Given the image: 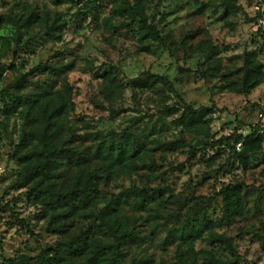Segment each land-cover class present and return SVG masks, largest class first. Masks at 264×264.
Segmentation results:
<instances>
[{
  "label": "rangeland",
  "instance_id": "1",
  "mask_svg": "<svg viewBox=\"0 0 264 264\" xmlns=\"http://www.w3.org/2000/svg\"><path fill=\"white\" fill-rule=\"evenodd\" d=\"M254 3L264 9V0H0V264H35L87 229L121 247L126 264H219L234 253L239 264H264V137L242 145L247 164L233 143L216 142L248 136L264 107V80L249 89L242 73L249 54L264 62L257 26L264 11L253 14ZM43 96L61 109L53 121L34 116ZM11 100L13 112L5 105ZM204 108L202 122L190 125L185 112ZM123 131L143 149L122 164L100 156L83 166L61 153L49 183L35 175L26 181L15 156L24 135L37 159L42 132L68 153ZM181 137L202 148L195 157L165 149ZM88 177L97 196L91 215L52 209L32 190L34 178L62 191ZM230 183L243 185L244 209L227 219L219 192ZM132 187L146 190L148 207L139 211L140 197L124 196ZM107 206L112 216L91 229ZM194 214H205L208 227L189 243L182 228ZM124 231L137 237L120 239ZM168 232L177 239L165 246Z\"/></svg>",
  "mask_w": 264,
  "mask_h": 264
},
{
  "label": "trees",
  "instance_id": "2",
  "mask_svg": "<svg viewBox=\"0 0 264 264\" xmlns=\"http://www.w3.org/2000/svg\"><path fill=\"white\" fill-rule=\"evenodd\" d=\"M56 4L64 3L65 0H54ZM103 1V0H99ZM132 12L137 16L139 15L132 8ZM144 23L147 24V21L144 20ZM151 30V35L154 37H159L158 32L152 25H148ZM55 27V26H54ZM52 28L51 31H53ZM264 40V36H263ZM18 42L19 39H16ZM264 46V41H263ZM252 54H249L243 65V77H244V86L250 89L253 88L256 84L260 83L261 80H264V62H259L253 60L251 58ZM252 81V82H251ZM22 79L18 80L17 84H21ZM251 84L248 86V83ZM255 83V84H254ZM41 93V92H40ZM43 100L41 101L40 106L36 109L37 114L36 119L43 120L46 119L48 121H53L55 118L59 117L61 114V109L52 107L51 98L47 99L43 96ZM6 107L10 108V112H13L17 109V103L14 100L5 103ZM51 106V107H50ZM52 109V111L50 110ZM264 110V107L261 108ZM207 108L204 110L196 111L189 110L185 112V118L188 119L190 125H197L202 122L203 118L206 114ZM250 134L248 136H242L237 132L229 136H223L220 140H217V143L230 145L233 143V148L237 143H240L243 140L242 144L243 148L250 143L260 142L264 137L258 131V127L256 123L253 125L250 130ZM131 132H124L121 135H117L115 132L109 133V138L104 142L98 143L97 146L90 147H82L69 149L68 153H64V147L60 145L57 147L53 145V137L49 136L46 132H42L40 135V154L41 157L37 159L34 158V152H31L29 149V139L27 135L22 137L20 149L17 150L15 156L19 158V160L24 164L25 169L24 173L26 176V181L32 178L34 175L38 178H46V182H51V179L54 177L53 170L55 169L56 159L58 156L63 153L68 161L74 162L77 165H85L95 160L100 156H106L107 159L113 160V163L122 164V162L130 158L136 151H140L143 149V146L137 140L132 139ZM133 135V134H132ZM118 136H120L121 141ZM213 146V144H212ZM182 148H187L188 151L194 157L201 149H196L192 144L188 143L185 138H179L176 141L170 142L165 149L168 151H178ZM237 157L241 158V160L247 164L246 157L240 152H236ZM33 155V157H32ZM84 169V167H83ZM85 172V169H84ZM85 173L88 175H92L95 173V170H87ZM82 178V177H81ZM79 178V179H81ZM93 180L90 177L83 183H74L72 186L64 188L62 191L54 188L53 185H46L42 188L41 181L34 178V182L32 183V190L34 191V195L37 199L41 201H47V203L51 206H54L52 209L63 208L66 211L67 215L70 216H85L91 215L92 213V205L91 201L96 199V187ZM242 184H233L230 183L220 190V195L223 200V208H224V217L227 219L238 216L243 207L242 200ZM124 196L127 199H130L133 195L140 197V202L136 204L138 210H143L145 207H148L150 204L149 197L150 195L146 192L145 189H141L139 187H132L127 191L123 192ZM112 216V211H110V206L102 209L95 215L97 217V221H99L98 226H92L91 229H96L103 225V222L106 221V218ZM208 227V219H206L204 215H196L191 219H188L184 222L182 228V235L186 242L192 243L196 239L202 236V232L205 228ZM61 232V231H60ZM62 233V232H61ZM90 230H86L81 237H74L69 239V242L63 244V246H56L55 248H49L44 250L38 256V260L35 264H69V260H76L80 258L85 259V264H126L122 260V252L121 247L116 246L115 248L111 244H107L104 242L96 241L93 238L92 233L90 234ZM118 237L120 239H129L137 237L134 231H124ZM177 236L172 232H168L166 239L164 241V245H171L175 242ZM223 242L230 248H232V240L230 238H224ZM115 250V251H114ZM236 257L232 260H222L218 259L219 264H239V256L237 253H234ZM134 263V262H133ZM136 263V262H135ZM137 264V263H136Z\"/></svg>",
  "mask_w": 264,
  "mask_h": 264
},
{
  "label": "built area",
  "instance_id": "3",
  "mask_svg": "<svg viewBox=\"0 0 264 264\" xmlns=\"http://www.w3.org/2000/svg\"><path fill=\"white\" fill-rule=\"evenodd\" d=\"M257 26L259 28L264 29V16L259 17L258 22H257ZM256 125L258 127L259 133H261V134L264 135V110H260L258 112V117H257Z\"/></svg>",
  "mask_w": 264,
  "mask_h": 264
},
{
  "label": "clouds",
  "instance_id": "4",
  "mask_svg": "<svg viewBox=\"0 0 264 264\" xmlns=\"http://www.w3.org/2000/svg\"><path fill=\"white\" fill-rule=\"evenodd\" d=\"M261 10H264V9H261L258 5H256L255 3L252 5V9H251V11H252V13L254 14L256 11H261ZM0 35H3V33H0ZM31 66V65H30ZM247 132H248V130H245V135H247ZM235 147H236V151H242V145L240 144V143H237L236 145H235ZM4 171H5V168H4V164L3 163H0V175H2L3 173H4ZM10 182V181H9ZM20 192H23V191H25V189H20L19 190ZM119 190H117V192H118ZM36 209L35 208H30L29 209V211L30 212H34Z\"/></svg>",
  "mask_w": 264,
  "mask_h": 264
}]
</instances>
